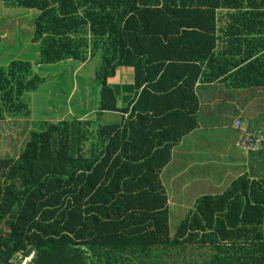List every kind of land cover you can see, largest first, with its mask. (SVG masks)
<instances>
[{"label": "trees", "instance_id": "16d2710c", "mask_svg": "<svg viewBox=\"0 0 264 264\" xmlns=\"http://www.w3.org/2000/svg\"><path fill=\"white\" fill-rule=\"evenodd\" d=\"M2 1L39 10L38 64L99 59L100 101L95 118L43 120L0 156V264H264L262 168L198 197L174 235L161 177L199 127L198 78L264 88V0ZM43 81L29 61L0 66V120L29 116Z\"/></svg>", "mask_w": 264, "mask_h": 264}, {"label": "rangeland", "instance_id": "374dc122", "mask_svg": "<svg viewBox=\"0 0 264 264\" xmlns=\"http://www.w3.org/2000/svg\"><path fill=\"white\" fill-rule=\"evenodd\" d=\"M38 12L39 10L36 8L9 6L0 0V66H6L12 60L29 61L32 64L33 71L44 78L37 91L27 95L31 108L29 116H13L0 120V156H17L27 142L30 131L38 130L39 124L43 120L57 121L74 117L95 118L98 111L100 84L95 79V70L99 64V59H93L86 63L67 60L56 64H38L37 45L32 43L31 40L34 30L33 19ZM226 87H228L227 84ZM209 95H211L208 99L210 104L204 107L202 118L206 126L205 130L203 132L199 131V134H194L193 138L198 135L199 138L208 135L210 128L212 130L210 134L212 140L221 137L218 131L220 128L226 134L224 141L226 138H230L235 133L233 126L231 127V121L234 115L238 113L231 109V104L245 110L242 126L251 117L256 118V120H253L254 125L264 126L263 87L221 89L220 85H217ZM110 116L109 113L102 114L101 121L106 123ZM118 118V115H116V120ZM193 138L185 140L184 146L179 151L184 148L189 152L195 144ZM224 141H221L219 145L206 139L208 147L206 143L201 141L195 145L197 150L194 156L197 163L194 165L192 173L199 174L203 181L211 182V188L208 187L209 191L199 192L197 198L204 194L222 192L226 185L230 183L229 175L232 177L234 174L238 175L246 170L254 175L255 170L259 169L260 171L261 168L264 171V165L259 161H250L235 169L237 164L232 165V161L229 160L232 158V150H235V148L233 144L230 146L225 144ZM222 145L224 148L221 147ZM238 149L242 153H246V150L239 146ZM239 150H236V156L242 155ZM186 164L187 159L184 160V157L177 152L174 162L168 165V170L171 172L178 171ZM229 167L235 169L232 170V174L225 173ZM244 168L245 170L241 172ZM195 193L196 189L190 190L187 194L188 198L193 197ZM175 197L181 196L176 192ZM185 208V205H171L170 227L172 235L175 234L178 225L189 212ZM206 256L200 255L195 259L201 260ZM29 259V257L25 258L20 264H29Z\"/></svg>", "mask_w": 264, "mask_h": 264}, {"label": "crops", "instance_id": "0c3cea01", "mask_svg": "<svg viewBox=\"0 0 264 264\" xmlns=\"http://www.w3.org/2000/svg\"><path fill=\"white\" fill-rule=\"evenodd\" d=\"M221 59L222 58H218V61ZM199 67H201V72L205 68V66L202 62L199 63L198 61H196L195 64H193V66H192L193 72L195 74L197 72V68H199ZM113 84L122 87V89H123V87L128 86V88H126L125 90L123 89V91H122V95L125 98L124 101H127V98H129V95H135V93L132 94V90L129 88V86L134 85L133 72L127 73V71L125 69H121L119 71L116 79L113 81ZM226 84L228 85V83L222 82V79H220V81L212 83V84H206L203 80H201L199 78L197 80L196 92L198 93L200 100H201V106H200V110L198 113L199 127L196 128V130H194L193 132H191L187 136H185L183 138L182 142L177 147H175V149L173 150V158H172L171 162L169 163V164H171L172 162H174L176 153L178 152L179 155L184 157V160L187 159V164L185 165V167H181L180 170L172 171V172L168 170V165H169L168 164L164 168L162 175H161L162 180L164 182V185L166 187L168 196H169L168 197L169 198L168 203H169L170 209H171V205H173V204L185 205L186 206L185 210H187V209L189 210V209L193 208L195 201L197 199L196 196L198 195V193L209 191L208 187L211 188V182L206 181V180L203 181V179L200 177L199 174H197L195 172L192 173L194 171V165L197 163L196 158L194 156L195 151L197 150V149H195V145H197V143L199 141H201L203 143H206V146L208 147V143L206 142V139H208L211 143H216V144L220 145L221 141H224V137L226 134L223 133L224 130H222V128H220V130H218V131L220 132L221 137H219L217 140H212V136L210 135L212 133V130L210 128L208 135H204L201 138H199L200 137L199 135L195 136V138H193V136H194V134H199L200 132H203L205 130L206 126L204 125L202 118H203L204 107L207 106V104L208 105L210 104V102H208V99L211 96V95H209V93H212L214 88L217 85H220L221 89L230 88L229 86L226 87ZM231 109L238 112L236 115H234V117L231 121V127H232V123H233L234 119H236V118H240L242 120V123H243V120H244L243 114L245 113V110L243 108H238V106L235 107L234 104H231ZM107 113H109L111 116L107 119L106 123L120 122L124 118V116H126V114H124L122 112H118V111H105L104 115H106ZM116 115H118V117H119L118 120H116ZM80 118H86V117H80ZM254 119L256 120V118L251 117L248 120V122H246L244 124L243 127L246 128V130H253V128H262V130L264 131V128H263L264 126L261 127L259 125L253 124ZM249 121H250V123H249ZM236 137H237V133L235 131V133L232 134V136H230V138H226V140L224 141V143L227 145L232 146V144H233V147L235 148V150H232V152H233L232 158L229 159L232 161V165L235 163L237 164L235 169H238L239 167H241L244 164L249 163L250 161H254V162L261 161V159L264 155V151L259 152V153H248V152H246L244 154L235 146ZM188 138H193V140L195 141V144L192 146V149L189 152H187L184 148L181 149V151H179V149L182 146H184L183 145L184 141L187 140ZM224 143H223V145H224ZM223 145L221 146L222 148H224ZM236 150H239L242 153V155L236 156ZM226 151L229 152L228 149H226ZM228 154H226V155H228ZM258 154H261V156L258 157ZM226 155H224V156H226ZM176 159H177V157H176ZM235 169H232L231 167H229L228 169H226L225 173L232 174V170H235ZM244 170H245V168L241 172H243ZM238 175L234 174L232 177H230V175H229L230 182L232 181L233 177H236ZM225 176H227V175H225ZM228 184H230V183H228ZM228 184L226 185V187L228 186ZM192 189H196V193L193 197H191L189 199L187 194ZM176 192H178V194L181 197H175Z\"/></svg>", "mask_w": 264, "mask_h": 264}, {"label": "built area", "instance_id": "2783aa9c", "mask_svg": "<svg viewBox=\"0 0 264 264\" xmlns=\"http://www.w3.org/2000/svg\"><path fill=\"white\" fill-rule=\"evenodd\" d=\"M232 126L237 133L235 146L245 149L246 152L259 153L264 151V131L262 128L246 130L240 118L234 119ZM32 258V255L29 257ZM29 259V260H30Z\"/></svg>", "mask_w": 264, "mask_h": 264}]
</instances>
